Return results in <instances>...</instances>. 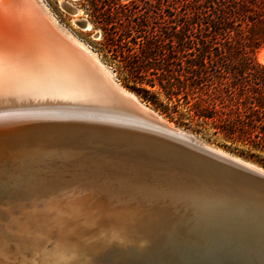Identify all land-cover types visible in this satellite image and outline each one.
Here are the masks:
<instances>
[{"label":"bare ground","instance_id":"1","mask_svg":"<svg viewBox=\"0 0 264 264\" xmlns=\"http://www.w3.org/2000/svg\"><path fill=\"white\" fill-rule=\"evenodd\" d=\"M51 64L64 73L0 77L22 107L0 112V264H264V170L99 115L104 80L70 54ZM48 96L78 105L51 110Z\"/></svg>","mask_w":264,"mask_h":264},{"label":"trees","instance_id":"2","mask_svg":"<svg viewBox=\"0 0 264 264\" xmlns=\"http://www.w3.org/2000/svg\"><path fill=\"white\" fill-rule=\"evenodd\" d=\"M166 2L158 1L161 14L151 25L119 33L120 48H129L125 86L170 119L183 107L191 123L209 126L224 147L241 146V156L264 164V65L257 58L264 0ZM161 94L172 108L156 105Z\"/></svg>","mask_w":264,"mask_h":264},{"label":"water","instance_id":"3","mask_svg":"<svg viewBox=\"0 0 264 264\" xmlns=\"http://www.w3.org/2000/svg\"><path fill=\"white\" fill-rule=\"evenodd\" d=\"M64 6L73 13L77 11L69 3H65ZM78 25L87 28L85 20H80ZM47 52L50 54L48 55ZM64 52L84 60L88 70L98 74L108 86L110 93L107 92L100 99V105H96L100 107L97 108L98 110L96 109L99 115L106 114L112 118L124 119L136 124L148 122L162 125L194 143L197 147L211 152L206 145L187 132L178 128H169L160 117L152 113L138 99L122 90L118 86L119 84L111 79L90 56L73 46L67 37L53 27L45 12L34 0H0V77L5 78L6 76L14 79L16 75L38 71V69L46 74L61 76L64 73L61 72V68L54 69L51 63L57 61V57L62 55L69 57V54ZM259 53L262 54L264 60V48ZM45 100H49V105L52 106L51 110H61L65 107L78 105L69 103L68 99L62 101L57 97L48 96ZM21 108L13 106L10 100L0 97V112H17ZM222 157L229 162L241 165L234 159ZM256 172L259 177H264L262 171Z\"/></svg>","mask_w":264,"mask_h":264},{"label":"rangeland","instance_id":"4","mask_svg":"<svg viewBox=\"0 0 264 264\" xmlns=\"http://www.w3.org/2000/svg\"><path fill=\"white\" fill-rule=\"evenodd\" d=\"M40 6L44 7V11L51 16L56 25L73 40L79 43L83 48L99 62L105 71L125 90L131 92L136 98L149 110L154 112L159 117L163 118L174 127L188 132L197 138L207 147L220 150L228 155L234 156L237 159L243 160L253 166H257L264 170V164L256 159L241 156L240 151H246L243 147L235 150L234 146L224 147L220 138L213 135V131L209 126H197L195 122L191 123L186 117L183 107L179 108L174 119H170L167 114L163 113L160 108H156L151 102L145 101L141 95L127 88L125 85L128 78V71L125 67L124 57L129 55L128 47L123 49L122 39L119 36L122 30L127 27L134 28V34L139 29V25L146 23L152 24V16L161 14L160 6L153 0H37ZM65 2L70 3L77 13H71L64 6ZM163 7H166V0H161ZM154 5V7H153ZM155 11V12H153ZM169 11V8H165ZM76 15V16H74ZM76 18V19H75ZM74 20H85L93 27L91 31H86ZM146 20V22H144ZM147 31L143 27L142 31ZM260 54V53H259ZM257 55V58L259 56ZM259 61V60H258ZM132 86V83H130ZM157 106L161 105L172 108L171 104H167L163 94L155 97ZM181 117V118H180Z\"/></svg>","mask_w":264,"mask_h":264}]
</instances>
